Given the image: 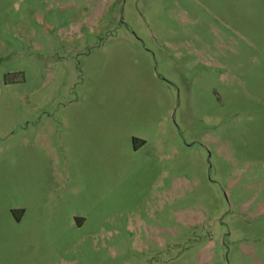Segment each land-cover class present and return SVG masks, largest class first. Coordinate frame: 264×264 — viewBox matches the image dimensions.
<instances>
[{"label": "rangeland", "instance_id": "obj_1", "mask_svg": "<svg viewBox=\"0 0 264 264\" xmlns=\"http://www.w3.org/2000/svg\"><path fill=\"white\" fill-rule=\"evenodd\" d=\"M0 264H264V0H0Z\"/></svg>", "mask_w": 264, "mask_h": 264}]
</instances>
